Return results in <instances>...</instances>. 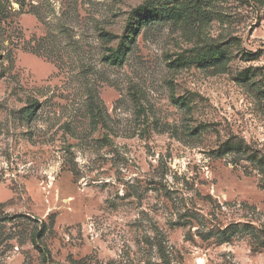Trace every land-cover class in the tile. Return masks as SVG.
<instances>
[{"label": "rangeland", "instance_id": "1", "mask_svg": "<svg viewBox=\"0 0 264 264\" xmlns=\"http://www.w3.org/2000/svg\"><path fill=\"white\" fill-rule=\"evenodd\" d=\"M0 264H264V0H0Z\"/></svg>", "mask_w": 264, "mask_h": 264}]
</instances>
